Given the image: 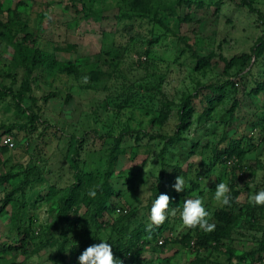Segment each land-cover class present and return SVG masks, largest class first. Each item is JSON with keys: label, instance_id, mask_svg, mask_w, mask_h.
Masks as SVG:
<instances>
[{"label": "rangeland", "instance_id": "1", "mask_svg": "<svg viewBox=\"0 0 264 264\" xmlns=\"http://www.w3.org/2000/svg\"><path fill=\"white\" fill-rule=\"evenodd\" d=\"M25 36L29 62L43 52L30 76ZM263 36L264 0H0V264H79L100 240L141 264H264V206L249 203L264 189ZM103 183L115 193L94 218L82 197ZM195 197L211 233L182 224Z\"/></svg>", "mask_w": 264, "mask_h": 264}, {"label": "clouds", "instance_id": "2", "mask_svg": "<svg viewBox=\"0 0 264 264\" xmlns=\"http://www.w3.org/2000/svg\"><path fill=\"white\" fill-rule=\"evenodd\" d=\"M86 80V78H85ZM172 188L176 192H183L185 189V180L182 176H177ZM231 190L225 182L216 185L214 200L221 206H231ZM95 190H89L90 198L96 197ZM171 197L168 194L161 193L153 201L150 209V223L146 226L145 231L149 233L147 238H151V232L154 227L161 226L167 219L171 205ZM249 203L254 206H264V189L259 190L249 197ZM119 209H117V214ZM172 216H176L177 209H171ZM180 219L185 228H199L205 233H211L215 230V223H211V214L204 207L203 200L200 197L187 198L184 200L183 207L180 210ZM98 244L88 246L78 257L79 264H123V261L117 259L112 251V245L105 240H100Z\"/></svg>", "mask_w": 264, "mask_h": 264}, {"label": "trees", "instance_id": "3", "mask_svg": "<svg viewBox=\"0 0 264 264\" xmlns=\"http://www.w3.org/2000/svg\"><path fill=\"white\" fill-rule=\"evenodd\" d=\"M28 36L23 37L20 41L16 42L14 46L17 49V53L20 56V59L24 63V66L26 67L27 76H30L33 68L39 64L43 59V52L40 49H35L33 51V55L31 58V62H29V58L27 56V44H28ZM264 42V36L259 40L258 45L254 48V53H258L257 49L260 47V45ZM248 63V62H247ZM6 91V95H9L11 93V89L4 88L0 86V92ZM129 133V132H128ZM144 136H148L149 134L143 133ZM124 134L120 136V138H123ZM176 140L179 139V136H176ZM111 159L114 161L115 156L112 155ZM13 177L12 174H5L0 176V184L8 179H11ZM89 181V180H87ZM84 182L81 177L77 179V182L74 184V188H72L67 194H65L62 197L61 203H62V210L65 212V217L67 218V214L73 211L72 207L76 205L79 191H76L75 188H78L79 190L84 187ZM92 190L96 191V197L90 198L88 196V192L84 193V196L82 197V200L85 201L86 206L88 207V210L90 211L92 217L98 218L101 216V214L107 209V204L110 201L111 196L115 193L111 186H108L107 184H99L95 186ZM119 207H116V209ZM115 209V211H116ZM262 250L260 252H264V245L261 246ZM131 246L127 247L126 249L121 248V243L116 242L115 245H112V251L114 256L123 261V264H141L143 263V260H140V257L137 256V254L134 253ZM6 248H4L2 245H0V253L5 251ZM259 252V253H260ZM257 252H252L250 256H254Z\"/></svg>", "mask_w": 264, "mask_h": 264}, {"label": "built area", "instance_id": "4", "mask_svg": "<svg viewBox=\"0 0 264 264\" xmlns=\"http://www.w3.org/2000/svg\"><path fill=\"white\" fill-rule=\"evenodd\" d=\"M10 142H11V139L10 138L6 139V143H10ZM117 209H119V214L122 213L121 208H117ZM117 209H116V213H117ZM160 243H163V241L160 240Z\"/></svg>", "mask_w": 264, "mask_h": 264}]
</instances>
